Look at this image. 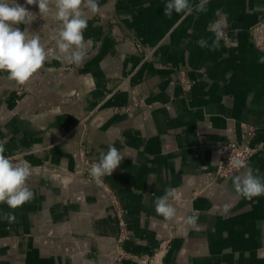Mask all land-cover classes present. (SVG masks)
<instances>
[{"label":"crops","instance_id":"obj_1","mask_svg":"<svg viewBox=\"0 0 264 264\" xmlns=\"http://www.w3.org/2000/svg\"><path fill=\"white\" fill-rule=\"evenodd\" d=\"M17 2L36 14L17 27L44 43L55 19ZM166 3L98 0L99 11L88 12L84 37L94 47L84 62L68 64L53 39L20 95L21 84L0 72L4 155L24 153L31 165L48 161L55 172L50 178L31 170L33 200L16 209L0 203V264H140L116 259L118 218L107 193L72 178L81 148L99 160L110 145L125 156L104 176L129 233L121 250L148 254L166 241L160 264H264V195L248 199L236 191L233 178L244 169L215 176L220 147L253 126L258 150L248 165L264 178V52L249 33L264 17V0H209L207 12L187 17L166 16ZM222 20L235 44L220 39L215 50L201 48V38L209 45L214 39L209 24ZM113 28L137 36L153 49L151 58L131 41H115ZM179 68L194 80L188 93L176 83ZM132 97L138 105L124 112ZM168 187L179 197L169 201L177 209L171 221L154 203ZM192 215L194 227L185 223Z\"/></svg>","mask_w":264,"mask_h":264},{"label":"clouds","instance_id":"obj_2","mask_svg":"<svg viewBox=\"0 0 264 264\" xmlns=\"http://www.w3.org/2000/svg\"><path fill=\"white\" fill-rule=\"evenodd\" d=\"M208 3L209 0H199L195 5L190 0H167L164 14L170 17L175 11L187 17L194 10L207 12ZM26 5H36L41 16H51L60 22L58 35L54 37L60 58L68 64L81 65L86 59L88 44L91 43L84 37L88 27V12L99 11L98 0H26ZM222 13V9H217L215 15L220 17ZM35 19L36 14L17 0H0V72H7L9 79L21 85L41 69L50 55L41 43L39 34L17 27L31 24ZM226 27L224 20L210 23L209 31L214 34L212 44L209 45L208 40L201 38L199 46L209 50L217 49ZM260 62L264 63V57L260 58ZM4 152V145L0 143V203L16 209L34 199V193L27 185L31 167L23 160L14 163ZM124 157L115 146L110 145L106 153H100L98 162L92 164L90 175L100 183L101 177L112 176ZM230 163L234 169H244L233 178L238 193L248 199L264 195V178L258 175L259 169H253L242 159H234ZM178 198L177 189L166 188L165 194L154 201L156 213L165 220H173L177 216V209L169 201ZM4 218L11 221L15 216L7 213ZM197 219V215L188 216L185 223L194 227Z\"/></svg>","mask_w":264,"mask_h":264},{"label":"built area","instance_id":"obj_3","mask_svg":"<svg viewBox=\"0 0 264 264\" xmlns=\"http://www.w3.org/2000/svg\"><path fill=\"white\" fill-rule=\"evenodd\" d=\"M51 29H56L55 32L44 42L42 43L45 46V50L50 52L52 51L51 48V42L58 35V31L60 28V22L59 21H52L49 25ZM111 35L115 39V41H131L136 50L143 55V59H149L151 58V55L153 53V49L148 48L146 45H144L141 40L135 36L132 35L130 37H127L123 33L120 32L119 29L113 28L111 29ZM250 37L253 41V43L264 52V17L262 21H260L258 24H256L254 27H252L249 31ZM223 42L227 45H234V41H231L229 38V34L227 29H224L223 36L221 38ZM86 41H91L90 44H88L87 47V53H90L93 50V41L92 39H85ZM176 83L180 86L182 91L184 93H188L190 89L192 88L194 84V80L191 79L188 76L187 69L185 68H179L177 69V76H176ZM25 87L23 85H20L17 89V94L20 95L24 91ZM138 105V101L135 97H132V102L126 105L123 109L124 112L130 111L134 106ZM255 134V128L253 126H246L244 127L240 139L239 140H231L225 145H222L219 149V159L216 164V170H215V176L216 177H222L227 178L230 175L236 173L237 171H240L241 169L237 170L231 167V160L234 159H242L247 164L249 159L257 152L258 148L251 145V140L253 135ZM10 157L14 163H18L19 161L24 159V153L22 154H16L12 156H6ZM98 162L95 158H91L87 155V153L84 151L83 148L80 150V168L75 172L77 176L85 177L87 180H89L93 185L96 187L104 190L107 195L110 197V200L112 202V205L114 209L116 210L119 218V225H120V231L121 235L124 236L126 229H125V220L123 218V209L119 203V199L116 196L113 189L109 186V184L106 182L105 177H101V182L97 183L95 179L90 175V168L93 163ZM30 164V163H29ZM31 170H41V166L39 167H33L30 164ZM49 172L52 176L55 175V172L52 169L44 168L43 172ZM163 253V248L158 251L157 255L155 256L156 259H159ZM155 260V259H153ZM151 260V262H154ZM143 264H148L146 258L140 260Z\"/></svg>","mask_w":264,"mask_h":264},{"label":"rangeland","instance_id":"obj_4","mask_svg":"<svg viewBox=\"0 0 264 264\" xmlns=\"http://www.w3.org/2000/svg\"><path fill=\"white\" fill-rule=\"evenodd\" d=\"M33 167H39L41 166V170H33V171H37L40 175H46L47 177H50L52 178L53 176L49 173V172H43L44 168H49V169H52L50 164L48 163V161H44L40 164H37V165H32ZM80 168V167H79ZM53 170V169H52ZM54 171V170H53ZM77 170H75L72 174V178L73 177H76L75 175V172ZM115 210V209H114ZM115 213L117 215V218H118V214L115 210ZM118 227H119V235H118V238H117V241L115 243V247L117 248V253H116V259L117 260H121L123 258H135L140 264H143L140 262L141 259H145L147 260V263L148 264H160L161 262V259H162V256L163 254L161 255V257L159 259H156L155 256L157 255L158 251H160L162 248L163 250L166 249V241H161L157 247V249H155L152 253H148V254H140V255H133L132 253L130 252H125L123 250H121V246H122V242L129 239V233L127 231V228H126V225H125V229H126V232L124 234V236L121 235V231H120V225H119V218H118ZM165 252V251H164ZM155 259V260H153ZM151 260H153L154 262H151Z\"/></svg>","mask_w":264,"mask_h":264},{"label":"bare ground","instance_id":"obj_5","mask_svg":"<svg viewBox=\"0 0 264 264\" xmlns=\"http://www.w3.org/2000/svg\"><path fill=\"white\" fill-rule=\"evenodd\" d=\"M78 170V169H77ZM77 177V174L75 175Z\"/></svg>","mask_w":264,"mask_h":264}]
</instances>
